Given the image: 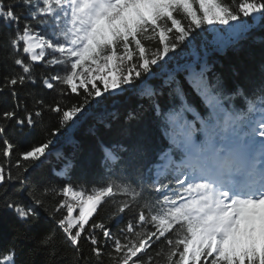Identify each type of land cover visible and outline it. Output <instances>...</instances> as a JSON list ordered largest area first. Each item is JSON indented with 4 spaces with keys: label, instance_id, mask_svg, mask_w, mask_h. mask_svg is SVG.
I'll use <instances>...</instances> for the list:
<instances>
[{
    "label": "snow or ice",
    "instance_id": "obj_1",
    "mask_svg": "<svg viewBox=\"0 0 264 264\" xmlns=\"http://www.w3.org/2000/svg\"><path fill=\"white\" fill-rule=\"evenodd\" d=\"M252 17L264 21V0H0V22L14 28L0 41L6 69L0 93L12 101L0 112V189L4 207L26 226L38 209L53 219L55 228L38 248L55 257L59 231L73 264H264V88L255 99L245 97L243 107L225 108L223 101L233 97L223 95L219 82L209 83L207 64L200 71L188 66V81L208 114L201 117L177 86L180 104L164 114L169 146L160 163L135 169V181L125 168L117 175L121 157L114 148L127 151L117 145L103 149L98 183H73L69 160L59 173L66 183L29 186L25 173L43 162L52 140L17 151L7 135L10 124L27 135L24 129L30 133L38 121L51 137L70 130L94 101L167 64L196 29L237 22L229 27L233 33ZM35 88L54 95L46 100ZM45 113L58 124L51 132ZM16 183L17 192L27 188L30 205L8 194ZM15 255L14 246L0 252V264H16Z\"/></svg>",
    "mask_w": 264,
    "mask_h": 264
},
{
    "label": "trees",
    "instance_id": "obj_2",
    "mask_svg": "<svg viewBox=\"0 0 264 264\" xmlns=\"http://www.w3.org/2000/svg\"><path fill=\"white\" fill-rule=\"evenodd\" d=\"M24 16H27V11ZM244 19L247 27L233 33H229V27L237 22H230V25H203L204 30L196 29L175 53L169 54L174 58L167 64L161 61L163 67L153 65L151 72L136 79L133 85H124L123 91L119 90L112 96L105 94L102 103L94 101L74 128L62 130L55 137L46 135L39 121L30 133L27 128L24 129L27 135H21L19 130L13 132L10 124L7 135L17 145V151L30 149L33 144H41L46 139L52 140L46 155L41 157L43 162H38V166L32 165L25 173L29 186L66 183L65 177L59 173L69 160L72 168L68 179L73 183H98L105 173L103 149L117 145H123L127 149L120 152L118 148H114L121 157L115 165L117 175L121 168H125L128 177L135 181L136 168L146 171L152 164L160 163L159 153L169 146L163 132L164 114L180 104L177 86L184 93V99L201 117H206L209 111L188 81L190 65L200 71L201 64H207L205 76L209 83L214 85L219 82L223 95L233 97L223 101L225 108L229 105L243 107L245 97H258L261 88H264V21L255 17ZM10 32H14V28L6 27L0 22V41ZM217 33L225 39H216ZM3 54L4 50L0 47V60L3 59ZM8 63L7 70H10L11 64ZM42 67L43 65L38 64L36 71H40ZM5 72L6 69L0 64V78ZM97 84L103 87L99 81ZM28 88L34 86L29 84ZM149 89L152 92L150 96L144 94ZM237 90L243 95L234 96ZM25 91L27 89H20L22 99H27L23 95ZM35 91L46 100H51L54 95L47 89L35 88ZM27 103L31 106L30 99H27ZM11 104V96L6 97L0 93V112L7 110ZM186 115L189 120L194 119L191 112ZM49 121L51 126L48 132H51L58 124L54 116L50 117L45 113L43 123L48 124ZM12 159L15 162V153ZM20 187L19 183L10 185L8 194L28 206L31 200L27 195V188L23 192H17ZM3 200V189H0V252L14 246L16 264H73V250L63 243L59 231L55 240V247L58 249L55 257L49 256L48 248L37 247L40 237L55 228L53 219L43 209H38V218L28 227L13 211L4 207ZM107 213L106 206L100 216L105 217ZM126 220L127 216L125 222ZM112 227L115 230L114 223Z\"/></svg>",
    "mask_w": 264,
    "mask_h": 264
},
{
    "label": "rangeland",
    "instance_id": "obj_3",
    "mask_svg": "<svg viewBox=\"0 0 264 264\" xmlns=\"http://www.w3.org/2000/svg\"><path fill=\"white\" fill-rule=\"evenodd\" d=\"M256 18V17H255ZM117 91H119V90H116L115 92H117Z\"/></svg>",
    "mask_w": 264,
    "mask_h": 264
}]
</instances>
